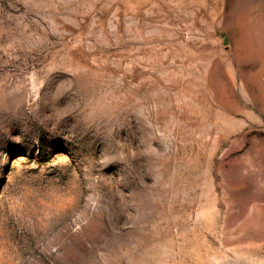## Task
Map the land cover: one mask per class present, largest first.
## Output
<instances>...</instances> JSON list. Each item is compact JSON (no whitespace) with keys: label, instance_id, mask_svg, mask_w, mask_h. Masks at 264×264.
I'll return each mask as SVG.
<instances>
[{"label":"rangeland","instance_id":"374dc122","mask_svg":"<svg viewBox=\"0 0 264 264\" xmlns=\"http://www.w3.org/2000/svg\"><path fill=\"white\" fill-rule=\"evenodd\" d=\"M0 264H264V0H0Z\"/></svg>","mask_w":264,"mask_h":264},{"label":"water","instance_id":"95a60500","mask_svg":"<svg viewBox=\"0 0 264 264\" xmlns=\"http://www.w3.org/2000/svg\"><path fill=\"white\" fill-rule=\"evenodd\" d=\"M225 44H226V40H225Z\"/></svg>","mask_w":264,"mask_h":264}]
</instances>
